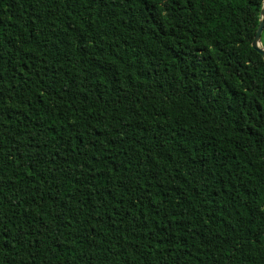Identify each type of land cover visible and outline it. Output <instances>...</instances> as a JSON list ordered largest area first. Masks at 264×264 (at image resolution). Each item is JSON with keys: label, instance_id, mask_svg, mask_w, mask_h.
Returning a JSON list of instances; mask_svg holds the SVG:
<instances>
[{"label": "trees", "instance_id": "obj_1", "mask_svg": "<svg viewBox=\"0 0 264 264\" xmlns=\"http://www.w3.org/2000/svg\"><path fill=\"white\" fill-rule=\"evenodd\" d=\"M263 1L0 0V264H264Z\"/></svg>", "mask_w": 264, "mask_h": 264}, {"label": "water", "instance_id": "obj_2", "mask_svg": "<svg viewBox=\"0 0 264 264\" xmlns=\"http://www.w3.org/2000/svg\"><path fill=\"white\" fill-rule=\"evenodd\" d=\"M263 27H264V1L261 7L260 21L251 43L252 47L256 49L258 52H260L261 55L264 57V46L261 45V32Z\"/></svg>", "mask_w": 264, "mask_h": 264}]
</instances>
